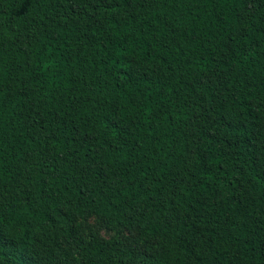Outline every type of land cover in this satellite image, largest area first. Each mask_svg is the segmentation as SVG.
<instances>
[{
  "label": "trees",
  "instance_id": "obj_1",
  "mask_svg": "<svg viewBox=\"0 0 264 264\" xmlns=\"http://www.w3.org/2000/svg\"><path fill=\"white\" fill-rule=\"evenodd\" d=\"M0 264H264V0H0Z\"/></svg>",
  "mask_w": 264,
  "mask_h": 264
},
{
  "label": "rangeland",
  "instance_id": "obj_2",
  "mask_svg": "<svg viewBox=\"0 0 264 264\" xmlns=\"http://www.w3.org/2000/svg\"><path fill=\"white\" fill-rule=\"evenodd\" d=\"M85 223L94 227V229H96L99 234L105 238L110 237L113 234L112 232L105 230L104 227L92 217L88 218ZM121 235L127 236L129 233L126 230H123Z\"/></svg>",
  "mask_w": 264,
  "mask_h": 264
}]
</instances>
